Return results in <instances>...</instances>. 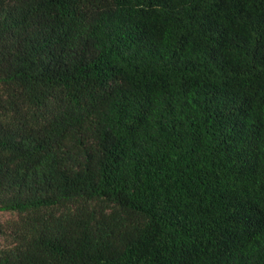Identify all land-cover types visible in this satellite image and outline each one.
Wrapping results in <instances>:
<instances>
[{
    "label": "trees",
    "instance_id": "trees-1",
    "mask_svg": "<svg viewBox=\"0 0 264 264\" xmlns=\"http://www.w3.org/2000/svg\"><path fill=\"white\" fill-rule=\"evenodd\" d=\"M0 264H264V0H0Z\"/></svg>",
    "mask_w": 264,
    "mask_h": 264
},
{
    "label": "rangeland",
    "instance_id": "rangeland-1",
    "mask_svg": "<svg viewBox=\"0 0 264 264\" xmlns=\"http://www.w3.org/2000/svg\"><path fill=\"white\" fill-rule=\"evenodd\" d=\"M16 217L15 213L0 211V221H6L9 218Z\"/></svg>",
    "mask_w": 264,
    "mask_h": 264
}]
</instances>
